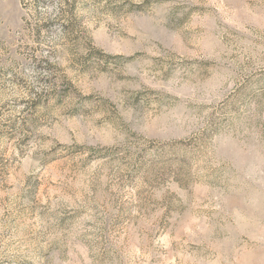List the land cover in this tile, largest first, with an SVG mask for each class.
<instances>
[{
    "label": "rangeland",
    "instance_id": "374dc122",
    "mask_svg": "<svg viewBox=\"0 0 264 264\" xmlns=\"http://www.w3.org/2000/svg\"><path fill=\"white\" fill-rule=\"evenodd\" d=\"M0 264H264V0H0Z\"/></svg>",
    "mask_w": 264,
    "mask_h": 264
}]
</instances>
